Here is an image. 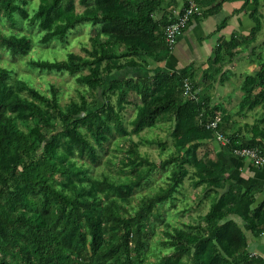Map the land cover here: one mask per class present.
Wrapping results in <instances>:
<instances>
[{
	"label": "trees",
	"instance_id": "obj_1",
	"mask_svg": "<svg viewBox=\"0 0 264 264\" xmlns=\"http://www.w3.org/2000/svg\"><path fill=\"white\" fill-rule=\"evenodd\" d=\"M79 1L85 5L81 12L76 0H40L30 10V0H0V24L10 25L7 31L0 26V46L11 55H27L33 47V35L15 29L24 22L41 32L42 44L65 42L81 23L100 24L91 47L82 48L85 54L71 51L62 60L28 61L33 69L76 74L83 86L79 99L62 105L54 84L47 94L27 80L13 81L12 70L0 67V264H264L262 257L249 254L247 236L231 218H242L256 235L264 232V203L254 206L257 187L226 183L225 165L212 154L210 143L202 144L222 131L231 140L225 146L230 152L261 146L264 110L243 126L234 114L259 103L264 106V60L256 73L245 77L240 109L234 113L223 103H211L208 92L197 91L199 70L194 63L176 70L164 65L176 45L166 41L165 28L177 19L159 14L164 0ZM195 2L200 7L217 0ZM251 2L257 7L260 0H245L242 9ZM188 4L186 0L180 11ZM255 11L250 14L256 25L247 41L261 27ZM240 43L234 37L222 40L200 80L216 81L222 51ZM186 80L192 85L189 94ZM133 94L139 102L128 128L122 113L132 104ZM217 113V129L207 127ZM160 121L172 123L174 148L168 158L157 164L139 151L143 141H131L126 151L133 155H126V165L131 172L136 169V179L90 173L115 134L140 135ZM157 169L160 175L169 171L166 186L130 208L136 188ZM188 176L194 187L202 185L208 194L224 191L211 202L203 223L165 230L163 244L169 252L151 259L146 253L150 218L164 201L177 199L175 193Z\"/></svg>",
	"mask_w": 264,
	"mask_h": 264
},
{
	"label": "rangeland",
	"instance_id": "obj_2",
	"mask_svg": "<svg viewBox=\"0 0 264 264\" xmlns=\"http://www.w3.org/2000/svg\"><path fill=\"white\" fill-rule=\"evenodd\" d=\"M39 2L40 0H30L28 6L29 10L35 9ZM76 8L81 12L85 9V5L81 4L79 0H76ZM0 26L4 28L5 31L10 28L9 23L4 21ZM97 27L99 28L100 24L93 25L90 22H84L69 33L65 42L56 39L48 44H42L38 41L41 37V32L37 33L36 27L26 26V22H24L23 28H20V25H18L15 29L33 35L34 44L32 49L27 55H11V53L5 51L0 46V67H8L12 70L13 81L17 79L27 80L47 94H49L50 85L54 84L59 90V101L62 105L68 103L72 99H79V90L81 89L80 87L83 86H80L77 82L76 74L72 75L68 72H48L46 70L41 71L33 69L28 64V61L30 58H43L51 61L62 60L66 59L71 51L85 54L82 48L84 46L91 47L92 38L96 35ZM164 65H167V61ZM243 70L247 71L248 69L246 68ZM82 72L87 73L88 70L86 69ZM249 73L250 70L247 71L245 75ZM241 81L242 78L239 74L238 78L232 79L231 81L232 84H230V88L232 87L233 94L231 95V100L227 103L230 108H237V103L240 100V90L238 88ZM216 85H221V83L218 82ZM217 88L214 90L216 91ZM230 88L222 85L219 90L216 91L217 95L213 96V102L220 99L224 101V95ZM197 91H201L200 85H198ZM211 92L212 91L209 90V93ZM89 97L91 98L90 95ZM131 98L133 100L132 104L128 105L122 113L124 124L128 128H130V121L136 113V103L139 102L135 94H133ZM114 99L115 97L113 96L112 100L114 101ZM250 112L252 113L251 117L249 114L246 121L252 123L255 120V112ZM240 118L241 117H239V119ZM171 129L172 123L160 121L155 127L142 131L140 135L134 134L121 137L115 134L108 144V152H102L101 160L97 164L92 165L90 173L95 177H102L107 174L115 179H124L127 176L136 179V169L133 168L131 172V168L126 165V155H133V153L126 151L131 145V141H143L139 146L141 154L146 155L149 160H153L155 163L159 164L164 158H168L171 151H173V138L170 135ZM148 140L153 142H146ZM160 143H165L166 146L163 147ZM110 158H112L111 163L108 162ZM192 170L193 168L190 167V171ZM160 171L161 170L158 169L155 170L151 178L145 179V181L143 180L142 184L136 188L131 204H129L130 208H137L141 204V198L155 194L160 186H166L165 175H167L169 171H164L166 174L162 173V175H160ZM196 190L197 189L192 185L191 178L188 176L185 178L181 189L175 193L177 199H167L163 204L158 206L159 208L157 207L158 210L156 208L154 211L156 218L154 216L150 218V231H148L147 236L148 250H146V253L149 258L154 259L155 257L156 259V256H161L163 253L169 252V249H166L163 244V240L167 237L165 230L172 229L173 227H183L186 223L200 221L202 216L208 211L210 203L215 199L214 192L210 194V202H199L198 199L201 192L198 193ZM157 211H159V214L156 213Z\"/></svg>",
	"mask_w": 264,
	"mask_h": 264
},
{
	"label": "crops",
	"instance_id": "obj_3",
	"mask_svg": "<svg viewBox=\"0 0 264 264\" xmlns=\"http://www.w3.org/2000/svg\"><path fill=\"white\" fill-rule=\"evenodd\" d=\"M244 2L245 0H217V2L211 5H201L202 14L190 18L189 23L180 34L176 45L173 47L172 55L166 65L167 68L176 70L194 63L199 70L197 79L200 81L199 85L201 91H206L210 94L211 103H223L227 109L234 113L240 109V100L243 97V90L241 87L245 77L256 73L260 61L264 60V0H260L257 7L251 2L245 9H242ZM185 3L186 0H164L163 8L159 14L166 12L168 15L178 16V12H180L183 6H185ZM254 9L257 10L254 14L260 18L261 27L256 33L255 38L247 41L245 37L249 35L252 28L256 25L255 19L250 14ZM205 10H210L212 12L205 15L203 13ZM224 20L227 21L224 22L225 25L220 28L219 25ZM233 37L241 39V43L232 48L227 47V50L225 49L222 51L224 53L222 72L220 75L218 74L216 76V81H204L205 79L201 81L200 79L204 76L203 71L207 68L208 62L215 57V49L218 44L222 40L230 41ZM246 68L248 69L247 71L250 70V73L245 75L247 71H244L243 69ZM238 74L242 78L241 84L238 88L240 90V100L237 103V108L233 109L232 107L230 108L227 103H229L231 95L233 94L232 87L230 88V84H232L231 81L232 79L238 78ZM218 82H220L221 85H216ZM222 85L230 88L224 95V101L220 99L213 102V96L217 95L216 91L219 90ZM215 88H217L216 91L214 90ZM209 90L212 92L209 93ZM214 91L215 93L213 94ZM244 110L245 111L241 114H234V118L240 126L249 123L246 121V118L249 114L251 117L252 113L250 111L255 112L256 119L258 113L260 116L261 112L264 110V106L259 103L253 108L247 107ZM239 117L241 118L239 119ZM243 133H247L246 130H244ZM246 139L255 141L253 138ZM202 142V144H206L207 142L210 143L209 145H211V149H213L212 154H214L220 162L218 163L225 165L228 180L226 183L236 187L239 186L242 189L257 187L254 206L263 204L264 165H256L251 160L239 157L233 152H230V150L226 149L225 146H222L218 142L216 136L210 141ZM261 146L264 148V141L261 142ZM195 188L198 193L201 192L198 199L199 202H210L211 193L214 192V198L216 199L218 195L224 191V188H220L211 191L208 194L205 192L202 185ZM231 218L235 219L246 234L249 254L264 259V232L256 235L252 231L250 225L244 222L242 218L236 215H231ZM200 222L203 223L204 220L201 218Z\"/></svg>",
	"mask_w": 264,
	"mask_h": 264
},
{
	"label": "built area",
	"instance_id": "obj_4",
	"mask_svg": "<svg viewBox=\"0 0 264 264\" xmlns=\"http://www.w3.org/2000/svg\"><path fill=\"white\" fill-rule=\"evenodd\" d=\"M188 6L184 10L178 12L177 19L168 24L165 28V39L170 45H175L178 38L192 16L202 14V9L197 5L195 0H188ZM185 90L189 94L192 85L189 80L185 81ZM197 92V91H196ZM195 97V94H192ZM221 120V115L217 113L210 121L207 123V127L217 129L218 124ZM216 138L222 146H229L231 143L230 138L224 134L222 131H216ZM233 153L239 157L247 158L254 162L256 165H264V148L261 146L252 147H236Z\"/></svg>",
	"mask_w": 264,
	"mask_h": 264
}]
</instances>
